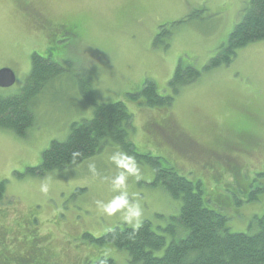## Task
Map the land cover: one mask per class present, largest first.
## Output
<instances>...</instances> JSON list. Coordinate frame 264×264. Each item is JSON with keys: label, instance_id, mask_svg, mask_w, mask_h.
I'll return each mask as SVG.
<instances>
[{"label": "rangeland", "instance_id": "obj_1", "mask_svg": "<svg viewBox=\"0 0 264 264\" xmlns=\"http://www.w3.org/2000/svg\"><path fill=\"white\" fill-rule=\"evenodd\" d=\"M247 1L0 0V68L16 76L0 95L20 92L33 53L61 68L32 100L34 123L26 137L0 128V264H94L101 256L136 264L125 250L82 234L99 237L144 220L166 244L171 239L163 229L178 215L179 200L152 184V166L115 143L62 170L25 173L51 141L65 140L73 123L92 117L81 81L95 103L124 104L136 152L199 181L206 206L226 217L230 232L258 230L256 219L264 215V40L239 48L228 64L204 69L242 19ZM161 26L170 34L154 43ZM178 65L200 74L173 93L168 82ZM145 81L159 95H171L170 104L132 100L129 94ZM117 152L137 165L126 191L142 209L138 224L124 220L127 210L108 216L96 205L124 191L111 183L122 171L110 158ZM42 182L49 184L48 195L39 191Z\"/></svg>", "mask_w": 264, "mask_h": 264}, {"label": "trees", "instance_id": "obj_2", "mask_svg": "<svg viewBox=\"0 0 264 264\" xmlns=\"http://www.w3.org/2000/svg\"><path fill=\"white\" fill-rule=\"evenodd\" d=\"M242 19L228 34L226 42L204 69L228 64L239 48L264 40V0H248ZM164 26L154 38L160 42ZM61 71L51 59H44L33 53L31 69L25 83L17 94L0 95V128L9 129L20 137H26L34 123L31 103L45 85ZM200 72L191 67L183 69L178 65L169 80L173 93L183 85L195 80ZM83 81L80 91L92 105V117L83 124L73 123L63 141H51L41 153L40 163L28 167L25 173L43 176L54 170H62L70 163L83 161L93 156L107 143H115L138 161L143 160L153 167V185L160 184L166 192L179 200L178 215L164 227L171 239L166 244L164 235L151 229V223L144 220L138 227H113L99 237L83 233L82 238L93 243H109L125 250L129 262L136 264H264V215L257 218L258 230L254 233L230 232L226 217L205 204L199 181H191L177 174L170 166H163L159 157L141 155L128 139L131 115L120 101L95 103ZM132 100L141 99L146 106L170 104L171 95H159L151 81H145L141 90L129 94ZM246 132V131H245ZM74 153H78L75 158ZM5 181H0V199L3 197ZM255 198L251 195L249 200ZM208 201V200H207ZM163 249L162 253L157 254ZM94 264H114L112 259L101 256Z\"/></svg>", "mask_w": 264, "mask_h": 264}, {"label": "clouds", "instance_id": "obj_3", "mask_svg": "<svg viewBox=\"0 0 264 264\" xmlns=\"http://www.w3.org/2000/svg\"><path fill=\"white\" fill-rule=\"evenodd\" d=\"M78 153H74L73 157L75 158ZM112 162L116 165L117 168L122 171L119 172L118 175L112 180L113 190L122 189L124 190L122 194L114 196L107 203L97 200L96 205L99 210H101L104 214L108 216H113L119 211L127 210V215L124 220L128 223H139L142 217V209L136 204L132 205L130 200L128 199V193L126 191L127 188V177L129 175H136L138 173L137 165L133 157L128 156L126 153L117 152L114 153L111 157ZM89 171L92 172L93 175H96V166L94 163L89 164ZM39 191L48 195L50 192V187L47 182H42L39 186Z\"/></svg>", "mask_w": 264, "mask_h": 264}, {"label": "water", "instance_id": "obj_4", "mask_svg": "<svg viewBox=\"0 0 264 264\" xmlns=\"http://www.w3.org/2000/svg\"><path fill=\"white\" fill-rule=\"evenodd\" d=\"M15 73L8 67L0 68V88H7L14 84Z\"/></svg>", "mask_w": 264, "mask_h": 264}]
</instances>
